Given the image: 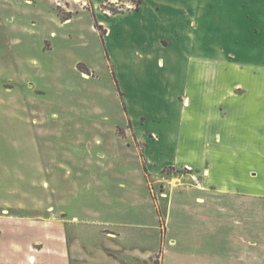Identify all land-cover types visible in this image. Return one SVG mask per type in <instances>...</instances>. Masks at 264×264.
<instances>
[{
  "label": "rangeland",
  "instance_id": "1",
  "mask_svg": "<svg viewBox=\"0 0 264 264\" xmlns=\"http://www.w3.org/2000/svg\"><path fill=\"white\" fill-rule=\"evenodd\" d=\"M177 1L0 0V264H205L202 235L216 247L227 224L186 225L180 250L164 240L176 216L260 212L264 228V138L249 132L264 96H244L240 117L262 162L252 146L236 164L214 151L205 178L177 148L188 56L240 33L264 65V0L193 38L175 33Z\"/></svg>",
  "mask_w": 264,
  "mask_h": 264
},
{
  "label": "crops",
  "instance_id": "2",
  "mask_svg": "<svg viewBox=\"0 0 264 264\" xmlns=\"http://www.w3.org/2000/svg\"><path fill=\"white\" fill-rule=\"evenodd\" d=\"M246 1L179 0L177 2L180 5L176 8L178 17L180 14L182 16L187 14L188 21L186 18H180L179 27H176L175 33L178 36L184 35L187 38H193L194 33L209 27L211 30L215 26L217 30L223 27L229 31L231 26L239 23L238 17L234 16L236 12H233L236 9L235 5H238L242 12L243 4ZM251 1L254 4L260 3L257 0ZM233 5L234 9H230L231 12H227V14L220 12V8H230ZM138 10L135 9V12ZM133 11L129 8V12ZM246 17L248 16L246 15ZM258 33L257 29L253 31L255 37L258 36ZM215 35L220 34L215 33ZM235 36V42L226 43L227 41L222 39L218 48L207 43L206 40L201 45H196L193 53L188 56L186 69L182 72L185 85L181 91L183 96L181 100L186 106L182 115L185 116L187 113L188 117H184L180 121L179 130L184 132L181 139L183 148L181 145L177 148L180 147V161L183 162L185 159L187 168L197 171L196 174H203L205 178H208L205 165L209 159H213L214 151L227 158L226 165L236 164L245 160V154L249 151L247 149L252 146L255 148L253 162L256 164L257 157L259 162H262L261 152H256L257 144L250 145L248 140H244L243 131L246 127L240 122V117L244 115L245 111L242 108L244 96L248 97L251 91L255 92L256 90L260 98L264 96L260 86L264 65L260 56L257 60L245 57L244 52L258 54L256 45L242 47L241 45H244L245 42L241 41L240 37H244V35L238 33ZM169 45L170 43L167 42L163 46L168 47ZM246 83H249V86H246ZM237 127L240 128L238 132L235 131ZM189 130L193 134L188 139V142L191 143L190 148H187L185 131ZM249 132H255L254 137L258 142H261L264 138V123H260L258 135H256L257 130L251 129ZM197 203H202V201L198 200ZM196 207L198 206L196 205ZM238 213L240 212L238 211ZM173 223L180 225L175 230L179 236L173 238L172 228L169 226L164 239L167 247H178L181 250L180 243L183 241V230L186 229V225H201L202 223L225 225L226 223L228 231L225 235L227 238L224 240L223 237V243L217 244L216 247L212 243V235L208 233L202 235V249H199V252L206 256L205 264H209L211 259L223 256L225 251L227 254L223 257L229 264H264V232L262 231L264 228L261 226L260 212L248 218L242 214L238 216L179 215L175 217ZM230 224H234L235 227H230ZM230 238L232 239L231 244ZM221 246L223 255L218 254V249ZM160 264H164V255L162 256V254Z\"/></svg>",
  "mask_w": 264,
  "mask_h": 264
}]
</instances>
